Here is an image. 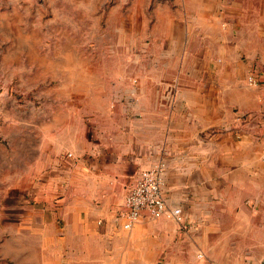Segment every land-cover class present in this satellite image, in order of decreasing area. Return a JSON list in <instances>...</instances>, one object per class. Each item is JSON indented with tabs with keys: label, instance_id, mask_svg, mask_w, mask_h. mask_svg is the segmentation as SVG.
Segmentation results:
<instances>
[{
	"label": "crops",
	"instance_id": "0c3cea01",
	"mask_svg": "<svg viewBox=\"0 0 264 264\" xmlns=\"http://www.w3.org/2000/svg\"><path fill=\"white\" fill-rule=\"evenodd\" d=\"M187 32L185 45L140 61L135 83L112 77L111 105L101 93L90 127L79 118L67 128L53 114L33 127L28 174L38 196L58 198L60 242L90 238L107 247V262L264 264V74L246 80L252 67L264 69V52L256 59L223 34L195 46ZM243 113L247 121L237 119ZM157 163L182 221L142 216L125 230L116 213L126 190Z\"/></svg>",
	"mask_w": 264,
	"mask_h": 264
},
{
	"label": "rangeland",
	"instance_id": "374dc122",
	"mask_svg": "<svg viewBox=\"0 0 264 264\" xmlns=\"http://www.w3.org/2000/svg\"><path fill=\"white\" fill-rule=\"evenodd\" d=\"M186 32L195 46L223 34L258 59L264 0H0V264H132L103 260L90 238L60 242L58 198L38 196L28 174L33 127L51 114L90 127L112 77L135 83L138 63L185 45Z\"/></svg>",
	"mask_w": 264,
	"mask_h": 264
},
{
	"label": "built area",
	"instance_id": "2783aa9c",
	"mask_svg": "<svg viewBox=\"0 0 264 264\" xmlns=\"http://www.w3.org/2000/svg\"><path fill=\"white\" fill-rule=\"evenodd\" d=\"M264 69L256 67L248 75L249 84L255 85L260 81ZM249 113L238 115L237 119L247 121ZM163 163H157L138 172L135 180L128 186L124 201L116 213L120 226L129 230L142 217L152 219L171 218L176 222L182 221L181 208L167 203L162 190Z\"/></svg>",
	"mask_w": 264,
	"mask_h": 264
}]
</instances>
